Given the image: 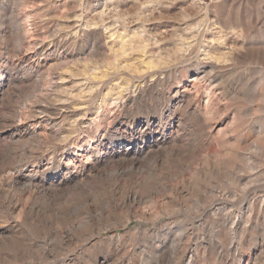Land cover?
Returning <instances> with one entry per match:
<instances>
[{
	"label": "rangeland",
	"instance_id": "374dc122",
	"mask_svg": "<svg viewBox=\"0 0 264 264\" xmlns=\"http://www.w3.org/2000/svg\"><path fill=\"white\" fill-rule=\"evenodd\" d=\"M13 15L27 37V54L35 40L43 53L36 71L22 74L24 82L13 67L24 51L15 52L3 35L5 16ZM221 77L239 82L240 91L204 82ZM176 92H186L200 112L184 116L185 140L168 141L159 153H116L128 140L116 122L167 115L177 108ZM9 106L21 113L23 130L15 135L5 132ZM0 148V180H8L0 188V264H93L100 254L110 255V264L158 258L168 264L174 243L200 249L198 261L208 264L212 254L204 256L203 247L213 252L218 242L230 243L235 221L240 238L247 216H258L254 202L264 204V0H0ZM199 152L219 167L198 181L235 191L229 200L190 193L182 205L144 204L148 216L132 217L121 206L109 218L89 215V205L103 207L111 195L116 174H122L121 191L130 174L155 169L175 183L174 174H191ZM22 173L27 181L15 182ZM7 194L16 208L3 199ZM259 216L243 234V264L264 226V205Z\"/></svg>",
	"mask_w": 264,
	"mask_h": 264
},
{
	"label": "bare ground",
	"instance_id": "6f19581e",
	"mask_svg": "<svg viewBox=\"0 0 264 264\" xmlns=\"http://www.w3.org/2000/svg\"><path fill=\"white\" fill-rule=\"evenodd\" d=\"M9 17L10 16H8V17L5 16V18L7 19V25H6L5 29L3 30V35H4V38H6V41L8 42L9 46H11V44L16 46L14 48L15 52L24 51L23 54L21 55V57L19 58L18 62L13 63L14 70L16 71V73L20 74V76L17 78L18 79L17 81L24 82L25 80L23 77H25V76L22 74L27 73V72L34 73L36 71V68H35L36 62H37L39 56L42 55L43 53H41L40 46L38 47V42H37V40H35L34 42L30 43V44H32L31 50H34V51H32V52H34L33 55L27 54V37L23 35L24 29H23L21 24H18L19 22H17L18 18H16V16L13 15L10 18ZM6 19H4V20H6ZM5 22L6 21H4V23ZM11 47H13V46H11ZM22 48H24V49H22ZM28 49L30 50L29 47H28ZM28 58L31 59L30 63L27 62ZM199 75H200V73H196L194 80H198ZM204 82L207 83L211 88H214V87L216 89L219 88L223 92L228 93V91H229L232 93H237L238 91H240L239 90V87H240L239 82H236L233 80L231 81V80L227 79L226 77L224 79H222V77H221V79L220 78L204 79ZM145 84H147V83H145ZM146 86H148V84ZM185 93L176 92L174 97H173V102L176 104V107H177L176 110L183 107L185 109V111L183 113H179L178 110L177 111L171 110L170 112H168L167 115L163 114L162 116H157L155 114H150V113L149 114H141L138 118H136V120H134L132 122V124H125L124 121H117L116 122V129L118 131H121L122 133H124L126 135V139H128V140H127V143L125 142L126 144L125 143L119 144L122 146V148H124V152H121V150L118 149V151H116V153H120V154L123 153V154H125L124 156H127V154L129 155L132 152L131 155L134 157H137L138 155L144 154L145 152H146L145 154H151L153 152L159 153L161 150L164 149L165 144L168 141H172L174 143H178V142L180 143L183 141V139L185 140L184 134H185L186 128L184 126H182L184 116L185 115H192V116L197 117L200 115L199 109L197 111V109H195L191 106L192 100L190 99V97L186 96ZM241 93L242 92H240V94ZM183 104H184V106H183ZM15 106H9L7 108L8 109V115H6L3 119L5 121H7L9 124V125L7 124V126L10 128L8 130H6L5 132L10 134V135H15L19 131L23 130V127L20 126V123L22 121L20 123L18 122V117L21 113L19 112V110ZM23 110H25V109H23ZM24 112L26 113V110ZM5 114H7V113H5ZM4 128H5V126H4ZM187 141L189 142L191 140L187 139ZM189 145H191V144H189ZM192 145H194L192 150H194L195 147L199 146V144L197 145V142L196 143L193 142ZM129 149L132 151H130ZM128 150L130 153L127 152ZM168 151H170V150H168ZM16 153H17V151H16ZM164 153H166V151H164ZM0 154H2V153H0ZM12 154H14V153H12ZM123 154L121 156H123ZM240 155H241V153H240ZM3 156H5V155H3ZM15 157H16V155H15ZM152 157H153V155H152ZM155 157H156V155H155ZM102 158L103 157H100V160H102ZM19 159H20V156H19ZM133 159H135V158H130V160H133ZM193 159H194V157H193ZM190 161H189V163H190ZM193 163H195V165H194V168L191 170L190 175L185 170H183L181 172L182 174L180 176L175 175V174L173 175L176 178L175 183H172L168 180L169 177H168L167 173L166 174L165 173H160V174L156 173V169L153 170L149 174L148 173H145V174L143 173L141 175H139L138 173L137 174H135V173L130 174V177L132 175L133 179L132 178L129 179V183H127V185L123 191L120 190V182H121L120 180H121L122 174L118 173L114 177V179H113L114 181L108 183V186L110 187L112 193L109 197L106 198L107 201L104 202V204L102 205L103 207L96 206V205H94V207H93V206L89 205L88 206V209L90 210L89 215H91V216L93 215L94 217H99V218H102V217L103 218H105V217L109 218V217H112L113 212L118 207L121 206L124 208H129L130 210H128V214H130L132 217H133V215L135 216L138 213H141L142 216H148L151 213L149 211V208H147L146 206H143L144 204H158L160 201H162V200L164 201L165 199H167L171 203L182 205L184 200L186 199V197L190 193H196L200 198H202L204 195H209V194H212L213 197H218V196L223 197L224 196V198L226 200H229V198L231 196H233V194L235 193V191H233V190H231L232 192H222L223 190L218 191L217 186L215 187V186H211V184L210 185L209 184H202L198 181L197 176L205 175L206 171L208 172V170H210V169L215 170L217 172V169L219 167V164L217 163V161H214V159L212 160L211 158H208L206 155H202V153L199 152L198 155H195V160ZM193 163L191 162L190 165ZM87 166H89V165H87ZM187 166L188 165H186V167ZM92 169H93V167H90L89 171L91 172ZM187 169H189V167ZM66 170H68L67 167H66ZM122 171L124 172V170H122ZM19 172H21V171H19ZM212 172H214V171H212ZM91 173H89V174H91ZM8 176H10V175L8 174ZM22 178H24L27 181V174L26 173H22L21 175L17 174V176H15V182L22 180ZM28 178L30 181L29 185H33L34 180H35L34 179L35 175L31 174V175H29ZM243 178L244 177H242V176L236 177L238 182H240ZM83 179H85V178L83 177ZM208 182H210V181L208 180ZM35 185H36V183H35ZM5 186H8V180H6V178L0 180V188H5ZM34 187H36V186H34ZM117 190H119V192H121L119 197L116 196ZM168 190L170 191V196H167V198H166V193ZM246 190H248L247 186L245 188H243L242 194H246ZM42 191H44V189ZM162 191H163V193H162ZM164 194H165V196H164ZM44 195L47 196V195H51V194L49 191H46ZM236 195H238V194H236ZM52 196H54V195H52ZM3 199L8 200V203L10 204V206L13 209L16 208L17 202H16V200H13L12 196L7 194ZM262 202H263V200H261V203L260 202H254V204L252 206L253 208H251V210H252V212L255 211V213L258 212V216L252 217V214L247 216V219L245 221L246 224L242 228L240 238H236V236L234 234L238 230V224L240 221L239 222L235 221V222H233V225L231 226V228L229 230L231 232L230 234H232V239L230 240L231 241L230 243L225 244L222 241L218 242V245L216 246V248H214V250L212 249L213 252H211V250H210L211 248H210L209 244L205 245L203 247V249H202L203 251L202 250L201 251L204 252V256H205V254L207 256H208V254L209 255L212 254L211 255L212 257L211 256H208V257L212 258L213 261L209 260L208 264H226L229 259H235V258H238V260H239L238 264H243L244 258L246 256V254H244L241 251L242 249L240 250V246L242 245V241H243V234L245 233V230L247 229L246 228L247 224L250 223L251 219L253 220L251 222H254V224H257V222L259 221L260 210L262 209V206L264 205ZM161 204H163V202H161ZM255 206L257 209L255 208ZM180 209H182V208H180ZM221 210H224V208L218 209L217 211H221ZM217 211H216V214L218 215ZM257 228H258V226H257ZM18 230H21L20 225H17L15 227L14 232L15 231L17 232ZM120 237L121 236L115 237L117 239L116 242L120 243V240H121ZM256 239H257V242H256L255 247H253L251 249V252L247 255L248 256L247 264H264V226L262 228H260L259 236ZM113 240L114 239H111L112 243H113ZM108 244H110V243H108ZM119 245L120 244H117V246L115 247L116 252L119 251ZM173 248H174V251H173L174 258L168 264H181L182 261H185L186 264H200V262L198 261V256H200V254H199L200 249L198 250V248H195V250H190L188 245H186L184 248L183 247L178 248L177 243L173 244ZM175 255H176V257H175ZM199 259H200V257H199ZM140 263L142 264V260L140 261ZM93 264H110V255H104V254L97 255L93 260ZM155 264H165V262H164V260H161L158 258L157 262H155Z\"/></svg>",
	"mask_w": 264,
	"mask_h": 264
}]
</instances>
